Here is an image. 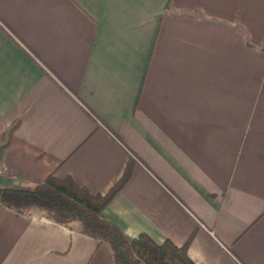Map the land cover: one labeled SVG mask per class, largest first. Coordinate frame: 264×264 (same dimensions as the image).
Wrapping results in <instances>:
<instances>
[{
  "label": "crops",
  "instance_id": "crops-1",
  "mask_svg": "<svg viewBox=\"0 0 264 264\" xmlns=\"http://www.w3.org/2000/svg\"><path fill=\"white\" fill-rule=\"evenodd\" d=\"M0 186L105 194L129 239L264 264V0H0ZM0 264H112L0 205Z\"/></svg>",
  "mask_w": 264,
  "mask_h": 264
},
{
  "label": "trees",
  "instance_id": "trees-1",
  "mask_svg": "<svg viewBox=\"0 0 264 264\" xmlns=\"http://www.w3.org/2000/svg\"><path fill=\"white\" fill-rule=\"evenodd\" d=\"M15 126L12 125L0 139L4 136L9 139ZM131 167L129 160L122 175L105 194H93L71 177L57 179L49 174L29 188L0 186V205L20 214H39L104 242L112 264H194L187 254L188 242L180 247L169 240L156 244L144 234L129 239L103 218L102 212L108 202L128 181Z\"/></svg>",
  "mask_w": 264,
  "mask_h": 264
},
{
  "label": "built area",
  "instance_id": "built-area-1",
  "mask_svg": "<svg viewBox=\"0 0 264 264\" xmlns=\"http://www.w3.org/2000/svg\"><path fill=\"white\" fill-rule=\"evenodd\" d=\"M3 173V167L0 165V176L2 175Z\"/></svg>",
  "mask_w": 264,
  "mask_h": 264
}]
</instances>
